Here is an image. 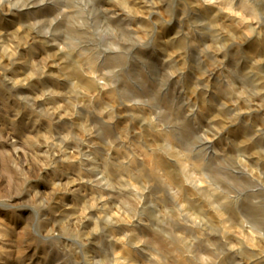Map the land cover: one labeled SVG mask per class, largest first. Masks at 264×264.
<instances>
[{
	"label": "clouds",
	"instance_id": "clouds-1",
	"mask_svg": "<svg viewBox=\"0 0 264 264\" xmlns=\"http://www.w3.org/2000/svg\"><path fill=\"white\" fill-rule=\"evenodd\" d=\"M0 264H264V0H0Z\"/></svg>",
	"mask_w": 264,
	"mask_h": 264
}]
</instances>
